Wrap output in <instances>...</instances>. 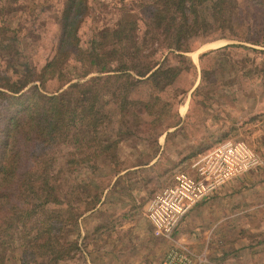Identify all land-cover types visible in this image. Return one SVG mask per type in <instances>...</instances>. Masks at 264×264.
I'll return each mask as SVG.
<instances>
[{
	"label": "rangeland",
	"instance_id": "374dc122",
	"mask_svg": "<svg viewBox=\"0 0 264 264\" xmlns=\"http://www.w3.org/2000/svg\"><path fill=\"white\" fill-rule=\"evenodd\" d=\"M63 1L0 0V37L12 43L9 50L10 61L16 62L14 67L19 69L22 62L39 67L43 64L55 44L56 20ZM88 2L82 48L102 30L141 15L142 2L138 0ZM231 2L238 8L234 21L240 27L236 26L235 31L214 27L207 35L199 33L193 38L192 52L187 57L166 56L165 68L184 70L172 89L157 92L178 100L176 105L166 107L165 117L157 120L143 116L132 106L127 108L125 119L114 118L105 126L106 135L118 142L114 156L112 152V157L98 158L84 167L77 164L74 171H66L64 166L67 147H47L40 158L48 155L54 159L49 175H56L50 185L58 192L57 202L39 208L22 224L2 226L0 264H22L23 226L27 231L31 229L34 236L46 222L62 223L60 231L56 229L51 235L53 248L67 252L71 243L77 244L57 264H160L173 246L188 250L193 255L192 264H264V56L240 48L215 54L226 45L241 44L246 26L252 24L250 18L263 17L249 0ZM259 33L252 36L258 39ZM234 36L237 40H233ZM210 51L214 54L200 65L199 56ZM1 58L0 70L4 66ZM208 60L213 64L209 65ZM190 61L195 68L190 67ZM203 65L205 75L201 72ZM8 76L12 77V73ZM51 88L50 85L48 92ZM150 91L158 90L149 86L147 92ZM133 96L141 97L143 91L139 88ZM6 103L0 100V107ZM231 141L245 144L256 157L257 167L196 205L179 225L173 240L157 234L146 218L153 196L171 185L178 173L192 175L195 163ZM23 191L16 193L14 202L29 209L23 214L26 216L40 201ZM95 196L100 198L95 209L81 214L88 203H94ZM64 222L67 225L63 227ZM27 254L33 257L39 251L32 245ZM25 264L51 262L49 256H34Z\"/></svg>",
	"mask_w": 264,
	"mask_h": 264
},
{
	"label": "trees",
	"instance_id": "16d2710c",
	"mask_svg": "<svg viewBox=\"0 0 264 264\" xmlns=\"http://www.w3.org/2000/svg\"><path fill=\"white\" fill-rule=\"evenodd\" d=\"M88 1H63L56 20L58 34L54 47L40 67L32 62L20 63L19 69L14 67L16 62L10 61L9 50L12 43L0 37V57L4 63L0 70V100H7L0 107V229L14 222L22 224L24 218L39 208L57 202L58 192L50 185L56 175H49L54 159L48 155L40 158L48 146L69 149L64 157L66 171H74L72 168L77 164L84 167L98 158L112 157V152L114 156L118 142L106 135V124L117 117L125 119L131 106L143 116L159 120L166 116L169 104L178 103L176 97L157 93L172 89L184 70L165 68L166 56L176 54L185 58L192 52L193 38L199 33L207 35L214 27L235 31L241 25L234 21L239 11L231 0H138L142 2L140 16H132L113 29L102 30L82 48L81 32L88 16ZM249 2L263 18H250L252 24L246 26L247 34L240 40L241 44L226 45L215 54L240 48L264 56V0ZM248 17L249 14L244 16L245 20ZM257 26L260 29L256 31ZM258 32L255 39L252 35ZM211 53L214 54L210 51L199 56L200 65ZM6 57L10 58L5 60ZM190 67L195 68L191 61ZM9 72L12 77L8 76ZM201 72L203 75L207 72L204 65ZM73 80L76 82L70 84ZM149 86L158 91L149 94ZM139 88L143 96L134 98ZM119 123L122 125L124 120ZM74 145L77 154H74ZM22 189L24 195L40 201L26 216L23 214L29 209L14 202L16 193ZM95 197L94 203H88L81 214L95 209L100 202ZM60 227L62 223L46 222L38 229L35 225L37 230L31 236L32 230L27 231L23 226L25 261L22 264L34 256H49L51 264L66 259L77 244L71 243L67 252L53 248L51 235L56 229L60 231ZM32 245L39 251L33 257L27 254V248Z\"/></svg>",
	"mask_w": 264,
	"mask_h": 264
},
{
	"label": "built area",
	"instance_id": "2783aa9c",
	"mask_svg": "<svg viewBox=\"0 0 264 264\" xmlns=\"http://www.w3.org/2000/svg\"><path fill=\"white\" fill-rule=\"evenodd\" d=\"M253 152L245 144L226 142L192 166V175L178 173L171 185L153 196L146 212L147 221L157 234L173 240L179 225L202 201L219 188L255 169ZM188 250L173 246L160 264H192Z\"/></svg>",
	"mask_w": 264,
	"mask_h": 264
}]
</instances>
